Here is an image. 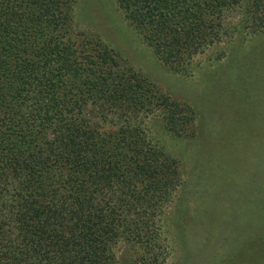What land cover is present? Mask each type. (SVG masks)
I'll list each match as a JSON object with an SVG mask.
<instances>
[{"label":"trees","instance_id":"1","mask_svg":"<svg viewBox=\"0 0 264 264\" xmlns=\"http://www.w3.org/2000/svg\"><path fill=\"white\" fill-rule=\"evenodd\" d=\"M75 1L0 0V264H156V222L181 168L140 120L162 105L167 130L187 136L186 108L98 29H79ZM111 3L175 72L218 44L237 10L250 28L264 23V0Z\"/></svg>","mask_w":264,"mask_h":264},{"label":"rangeland","instance_id":"2","mask_svg":"<svg viewBox=\"0 0 264 264\" xmlns=\"http://www.w3.org/2000/svg\"><path fill=\"white\" fill-rule=\"evenodd\" d=\"M73 12L79 29H98L157 95L186 108L187 136L167 130L162 105L140 120L146 141L181 168L156 222L165 246L156 264H264V151L255 142L262 133L264 144V23L250 28L237 10L227 35L175 72L111 0H76Z\"/></svg>","mask_w":264,"mask_h":264}]
</instances>
